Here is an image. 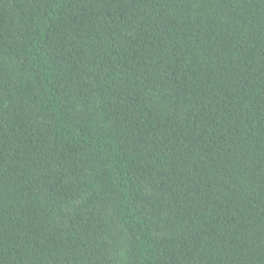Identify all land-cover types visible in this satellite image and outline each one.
<instances>
[{
    "label": "trees",
    "instance_id": "obj_1",
    "mask_svg": "<svg viewBox=\"0 0 264 264\" xmlns=\"http://www.w3.org/2000/svg\"><path fill=\"white\" fill-rule=\"evenodd\" d=\"M0 264H264V0H0Z\"/></svg>",
    "mask_w": 264,
    "mask_h": 264
}]
</instances>
